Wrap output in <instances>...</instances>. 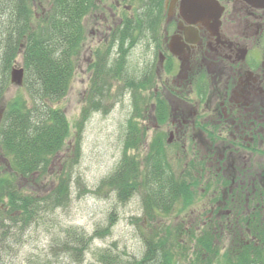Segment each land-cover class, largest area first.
<instances>
[{"label": "rangeland", "instance_id": "374dc122", "mask_svg": "<svg viewBox=\"0 0 264 264\" xmlns=\"http://www.w3.org/2000/svg\"><path fill=\"white\" fill-rule=\"evenodd\" d=\"M90 1H94L96 6L95 8L89 6L87 12L83 13L81 22L83 36L80 38L77 54L74 57V75L70 79L65 96L52 105L55 109L64 112L69 125V135L61 149L56 151L55 156L49 162L47 173L41 178H38L36 174L33 175L30 184L24 182L25 192L41 199L55 189L58 182L57 176L62 172L69 178L70 195L65 204L57 207L54 211L38 214L34 223L22 232L19 242L10 240V243L1 245L0 264H105L104 262L108 259L112 260L113 264H123L126 261L138 260L144 254L145 246L142 233L159 232L163 236H167L177 227L186 230L187 239L189 235V242L187 240V243L184 244V247L187 245L188 248L183 259L184 263H182L187 264L190 259L195 257L193 249L197 245V238L205 232L203 227L206 225V221L211 220L207 216H210L211 213L214 216L216 213L222 216L232 206L229 202L225 205L223 199L220 202L211 197L217 188L218 181L213 179L212 173H208L204 164H199L198 170L194 174L199 184H202L203 190L198 185L194 200L190 204L179 202L168 216H162V213L156 214L154 219L146 216L140 194H135L128 201L121 203L117 201L111 190L102 191L101 181L111 174L122 157L125 126L129 118L136 113L135 110L140 111L139 115L135 117V123L138 129L143 132L141 133L142 145L129 153L135 157L141 168L144 169L147 146L151 138L160 134H163L166 140L170 138L168 125L161 123L159 125L156 123L158 121H154L156 99L151 91L155 89L159 92L157 94L165 99L162 85L148 86L143 88L140 93L133 94L124 82L125 76L132 79L131 68L154 64L152 52L146 51L143 46L147 41L148 30L144 26L145 22L143 24L140 22L145 21L146 15L142 13L135 15L136 25L139 26L136 28L133 38L141 40L135 44L129 56L124 57L127 61L126 69L123 66L118 69V66L114 64V62L117 63V54H120L114 42L117 18H114L112 13H108L107 8L104 9L103 5L105 3L109 5L110 0ZM53 5V0H32V6L37 10L33 11L31 16L29 21L31 25L37 24L42 16L52 10ZM105 14L108 17L107 20L104 19ZM25 39L26 34L23 41ZM22 45L19 55L9 65V71L13 66L24 67L22 63L23 42ZM121 52L125 54L127 51L121 47ZM157 70L161 71L160 68ZM111 71L113 73L123 71L125 76L120 75L124 79L118 76L112 77ZM96 76H99L100 82L103 81L104 86L108 87L109 94L100 97L97 102L98 108L90 112L83 124L84 129L80 140V138H76V131H79V121L85 112L89 94L94 89L93 81ZM27 90L37 89L34 86H26L24 83L17 86L10 82L0 95L1 106L20 94H25L29 98ZM134 98L137 103L135 109ZM167 98L169 101L171 100L168 95ZM35 104L40 107L39 102ZM170 122L166 121L168 124ZM77 147L80 148L78 160V155L75 154ZM167 149H169L168 158L173 166V171L178 175L179 180H182L189 160L192 158L182 157L183 153L181 152L178 155L175 148L168 147ZM185 165L187 166L185 167ZM11 171L6 157L0 151V174ZM221 176L222 173H220ZM18 183L21 184L22 181L20 180ZM81 184L83 186H80ZM222 192L223 190L219 192L221 197ZM7 198L4 196L3 201L9 202ZM185 202L189 203L187 200ZM259 203L263 208L261 215L264 216V199ZM244 209L245 213H250L255 209V203H250ZM111 219L114 221L111 228H108V234L103 237H95L80 262L76 260L73 253L63 250L61 242L67 228L83 229L85 233L92 234L97 227H108ZM219 223L226 225L224 218H221ZM246 230L248 231V229ZM12 238L13 236H11ZM212 240L215 244L214 249L219 252L220 257L223 252L234 254L230 248L232 239L228 231L222 234H213ZM105 249L113 256H107L103 252ZM100 253L102 254L99 255ZM202 256L205 260L209 258L218 261L220 259L219 256L214 255L204 254ZM102 259L104 262L101 261Z\"/></svg>", "mask_w": 264, "mask_h": 264}, {"label": "trees", "instance_id": "16d2710c", "mask_svg": "<svg viewBox=\"0 0 264 264\" xmlns=\"http://www.w3.org/2000/svg\"><path fill=\"white\" fill-rule=\"evenodd\" d=\"M91 2L53 0L52 10L42 16L37 24L31 25L29 21L34 11L32 0H0V95L9 85L8 67L19 55L22 42V63L25 69L23 83L37 89L27 90L29 98L20 94L2 106L4 111L0 123V151L12 171L4 173V170L0 174V247L4 243H10V240L19 242L22 232L34 223L38 214L54 211L64 205L70 195L69 178L62 172L57 176L58 182L51 195L41 199L25 192L23 185L16 188L15 181L19 175L30 184L33 175L41 178L46 174L49 162L56 151L61 149L68 135L69 125L64 112L52 105L66 94L74 71V57L83 36V13L87 12ZM25 34L26 39L23 41ZM125 38V35L120 36L122 43ZM124 57L122 54L117 63H114L118 69L124 67ZM120 74L125 76L123 71L116 74L111 71L112 77L124 79ZM94 80V89L89 94L80 122L98 108L100 97L109 94L108 87L104 86L102 80L100 82L99 76ZM124 82L127 86L132 85L131 79L126 76ZM36 102L40 103V107L36 106ZM135 111L128 120L122 157L113 172L101 181L100 186L102 191L111 190L121 203L140 194L143 209L149 218L154 219L158 213L168 216L180 200L184 199L185 203V200L191 199V193L187 186L178 187L177 179L169 172L160 137L153 138V147L147 152L144 169L133 155L128 154L129 150L141 145L143 133L134 122L135 116L140 112L138 109ZM78 128L79 131L82 130V125ZM75 154H80L78 147ZM4 196L8 197L9 202L3 201ZM113 221L114 219L110 220L108 227H97L92 234L85 233L83 229L67 228L61 242L63 250L73 253L80 262L92 240L107 235ZM244 221L229 220L227 225L231 231L230 248L234 254L223 252L220 257L219 252L214 249L213 234L209 231L211 227H207L206 233L197 238V245L193 249L195 257L187 264H264V222L262 221L263 228L257 231L254 228L255 222L249 223L252 232L250 235L242 232V236L238 229H243L241 225L244 226ZM186 233L181 227L167 236L159 232L142 233L144 254L138 260L123 264H182L188 248L187 245L184 247L188 240ZM103 252L107 256H113L107 249ZM204 254L219 256L220 259L205 260L202 256ZM104 263L113 264V261L108 259Z\"/></svg>", "mask_w": 264, "mask_h": 264}, {"label": "flooded vegetation", "instance_id": "af4514ba", "mask_svg": "<svg viewBox=\"0 0 264 264\" xmlns=\"http://www.w3.org/2000/svg\"><path fill=\"white\" fill-rule=\"evenodd\" d=\"M109 2L103 5L117 18L114 42L120 54L116 61L123 54L121 47L128 57L141 40L133 38L139 26L135 15H146L140 22L148 30L143 46L152 52L154 67L131 68L129 91L140 93L161 84L165 99L155 89L151 92L156 99L154 121L169 128L167 145L192 158L188 168L206 165L220 182L224 204L230 200L233 206L245 208L255 203V209L246 213L257 218L263 211L259 201L264 199V2ZM90 6L95 8L96 3ZM216 7L219 13L211 12ZM121 35L126 36L124 43Z\"/></svg>", "mask_w": 264, "mask_h": 264}, {"label": "water", "instance_id": "95a60500", "mask_svg": "<svg viewBox=\"0 0 264 264\" xmlns=\"http://www.w3.org/2000/svg\"><path fill=\"white\" fill-rule=\"evenodd\" d=\"M23 79V70L20 69H14L11 73V80L15 84H21Z\"/></svg>", "mask_w": 264, "mask_h": 264}, {"label": "bare ground", "instance_id": "6f19581e", "mask_svg": "<svg viewBox=\"0 0 264 264\" xmlns=\"http://www.w3.org/2000/svg\"><path fill=\"white\" fill-rule=\"evenodd\" d=\"M211 12L219 13V9L216 7V10Z\"/></svg>", "mask_w": 264, "mask_h": 264}]
</instances>
